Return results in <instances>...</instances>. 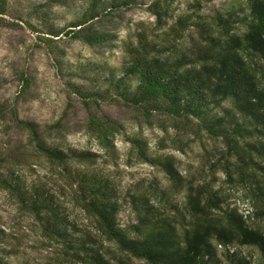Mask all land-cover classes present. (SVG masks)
I'll use <instances>...</instances> for the list:
<instances>
[{"label":"trees","instance_id":"16d2710c","mask_svg":"<svg viewBox=\"0 0 264 264\" xmlns=\"http://www.w3.org/2000/svg\"><path fill=\"white\" fill-rule=\"evenodd\" d=\"M178 1L156 0L147 8L156 18L157 29L173 20L172 8ZM10 2L0 0V22L6 23ZM86 2L81 19L64 29L51 25L46 33H40L49 47H54L64 34L92 46L106 44L109 36L98 32L94 23L118 16L119 11L132 9L144 0ZM41 8L29 14L47 23L48 13L44 6ZM197 11L179 17L166 38L157 36L161 44L148 42L146 32L141 33L138 45L127 48L121 75L103 66L91 78L94 84L89 88L69 85L88 110L101 103L118 105L148 122L172 121L183 131L178 133L179 138L182 133L193 132L200 140L205 136L224 144L214 167L230 186L226 192L211 184L189 183L173 156L155 155L147 140L130 139L138 159L159 169L174 191L187 189V215L180 214L186 224L177 216L166 215L145 193L130 192L127 199L116 181L97 168L98 155L65 150L49 141L45 136L60 135L62 122L48 127L47 133L31 122H19L17 127L30 135L34 156L45 158L67 175L75 191V204L96 230L81 227L48 183L29 182L23 172L26 165L35 167L30 163L29 151L16 155L0 151V187L36 221L48 246L60 248L74 262L215 264L219 248L227 251L228 261H233L235 254L228 252L232 247H254L264 264V232L254 228L230 204L234 195L242 198L244 194L255 207L256 218L264 219V0H248L243 17L219 15L216 27L208 24L204 43L186 53L178 46L180 39L194 24L205 28L208 23L202 18L194 21V16H199ZM86 29L92 35L83 38ZM25 82L28 87V80ZM6 112L7 108L0 109V119ZM120 129L107 119L89 117L88 130L109 151L115 149ZM127 203L136 215V223L123 226L120 215ZM100 235L117 249L105 247L98 239ZM6 237L0 228V243H5ZM5 252V256H18L16 247ZM5 256L0 264H32L21 259L19 263L7 261Z\"/></svg>","mask_w":264,"mask_h":264},{"label":"rangeland","instance_id":"374dc122","mask_svg":"<svg viewBox=\"0 0 264 264\" xmlns=\"http://www.w3.org/2000/svg\"><path fill=\"white\" fill-rule=\"evenodd\" d=\"M155 1L144 0L132 9L119 11L118 16L96 21L94 25L98 32L109 36V42L103 45L92 46L85 40H73L64 34L65 37L54 47H49L41 38L40 33H46L51 25L64 29L81 19L87 7L86 0H63L57 4L50 0H11L9 13L4 18L6 23L0 22V109L7 108L5 118L0 119V151L9 155L29 151L30 163L35 166L34 169L28 165L24 167L23 172L29 182L48 183L84 228L96 230L92 220L75 204V191L67 175L45 158L34 156L30 135L17 127L19 122L34 123L46 133L48 127L62 122L64 128L60 135L51 133V136H45L49 141L65 150L98 155L97 168L116 181L124 196L130 192L145 193L166 215L177 216L184 224L180 214L187 215V189L174 191L159 169L141 162L130 141L132 137L147 140L155 155L173 156L189 183L197 186L211 184L223 192L230 189L224 174L215 171L214 167L224 149L221 141L205 136L200 140L193 132L182 133L179 138L178 133L183 131L177 129L172 121L156 119L148 122L135 111L118 105L101 103L88 110L69 86L72 83L89 88L94 84L95 73H100L103 66L115 71L117 76L121 75L127 48L130 44L138 45L141 33L146 32L148 42L161 44L157 36L166 38L165 34L170 32V27L179 17L198 10L199 16H194V21L202 18L208 23L205 28L195 24L191 26L178 44L181 51L192 52L204 43L208 24L216 27L219 15L229 17L238 14L243 17L248 3V0H179L172 8L173 20L164 28L157 29L156 18L147 9ZM194 5L196 7L193 8ZM42 6L49 16L47 23L33 13L29 14L36 7L42 9ZM88 35L92 33L86 29L82 37ZM260 66L263 67L262 62ZM25 80H28V87ZM91 115L121 127L113 151L104 148L88 130ZM245 197L244 194L242 198L234 195L230 201L231 209L238 208L240 215L245 208L256 210ZM126 198L129 199L128 196ZM253 217L255 220L252 218L250 224L264 232V219L256 218L255 214ZM120 219L123 226L136 223V215L128 203ZM0 228L7 235L5 243H0V259L5 256V251L16 247L18 256H5L7 261L19 263L21 259L32 264H80L66 257L60 248L48 246L36 221L21 211L1 187ZM98 239L104 242L105 247L117 249L103 236ZM228 252L235 254L233 261H228L227 251L219 248L215 264H263L259 250L254 247H232ZM132 264L140 262L134 260Z\"/></svg>","mask_w":264,"mask_h":264},{"label":"built area","instance_id":"2783aa9c","mask_svg":"<svg viewBox=\"0 0 264 264\" xmlns=\"http://www.w3.org/2000/svg\"><path fill=\"white\" fill-rule=\"evenodd\" d=\"M243 211L241 212L242 216L244 217V219L246 221H248L249 223L252 221V218L253 220H255V218L253 217L255 212L252 210V209H242Z\"/></svg>","mask_w":264,"mask_h":264}]
</instances>
